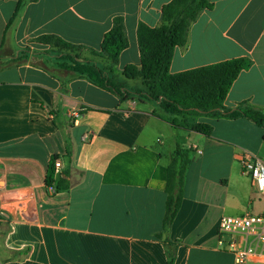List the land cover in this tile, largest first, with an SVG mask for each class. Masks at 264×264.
Listing matches in <instances>:
<instances>
[{
	"label": "crops",
	"instance_id": "1",
	"mask_svg": "<svg viewBox=\"0 0 264 264\" xmlns=\"http://www.w3.org/2000/svg\"><path fill=\"white\" fill-rule=\"evenodd\" d=\"M171 1L37 0L7 30L17 0H0V48L7 56L17 47L46 50L31 41L55 35L100 51L114 19L122 18L129 45L116 66L121 73L141 64L138 26H161ZM212 2L186 46L175 49L170 72L248 58L251 67L224 105L247 102L264 111V0ZM49 61V70L29 62L0 69V264H168L164 241L176 245L174 264H235L219 244V223L264 215V195L255 193L237 158L247 151L264 161V128L247 118L201 114L184 119L211 125L210 136L174 129L152 114L156 103L121 102ZM178 144L191 150L192 162L181 209L165 232L167 167ZM54 156L67 190L46 184Z\"/></svg>",
	"mask_w": 264,
	"mask_h": 264
},
{
	"label": "trees",
	"instance_id": "2",
	"mask_svg": "<svg viewBox=\"0 0 264 264\" xmlns=\"http://www.w3.org/2000/svg\"><path fill=\"white\" fill-rule=\"evenodd\" d=\"M37 0H17L16 9L8 26L18 19L22 10ZM212 0H172L162 8V25L150 27L144 23L138 26L137 38L140 51V66L128 65L118 73L116 66L121 53L129 43L122 18H115L113 28L102 43L100 51L88 50L91 55L106 61L100 66L96 61L82 59L79 51L84 47L73 45L55 35H43L31 41L48 47L46 50L33 49L30 46L19 48L16 53L7 56L3 46L0 48V69L25 64L27 62L49 70V58L55 66L67 73L86 78L95 86L104 89L119 98L121 102L138 98L157 104L152 114L170 123L174 129L184 128L205 136H210L213 127L201 122H188L186 115H209L215 118H247L264 128V111L241 103L234 109L225 107L228 93L240 73L251 67L248 58H238L224 62L172 74L171 63L175 49L188 43L192 24L205 10H211ZM86 50V49H85ZM129 81H140L137 87H130ZM181 117V119H180ZM54 156L48 166L46 184L56 186L58 190L69 188L67 174L56 176ZM192 162L191 150L178 144L171 162L167 167V203L163 230L167 232L179 213L185 196V178ZM162 239V235H158ZM168 264H174L176 245L164 241Z\"/></svg>",
	"mask_w": 264,
	"mask_h": 264
},
{
	"label": "built area",
	"instance_id": "3",
	"mask_svg": "<svg viewBox=\"0 0 264 264\" xmlns=\"http://www.w3.org/2000/svg\"><path fill=\"white\" fill-rule=\"evenodd\" d=\"M243 173L255 183V193L264 195V161L242 151L237 154ZM56 169L61 162H55ZM55 192V186H49ZM219 244L235 256V264H248L253 257L264 259V215L245 214L243 216H224L219 223ZM231 237V240H226ZM240 239L246 243L239 245Z\"/></svg>",
	"mask_w": 264,
	"mask_h": 264
},
{
	"label": "rangeland",
	"instance_id": "4",
	"mask_svg": "<svg viewBox=\"0 0 264 264\" xmlns=\"http://www.w3.org/2000/svg\"><path fill=\"white\" fill-rule=\"evenodd\" d=\"M19 49V47H17V49H16V51ZM79 55L81 56V58L82 59H87V57H93V58H96V57H94L93 55H91L89 52H87V51H85V50H80L79 51ZM105 65V64H104ZM103 65V66H104ZM117 71V70H116ZM138 83L137 85H136V87L137 86H139L140 84H141V82L140 81H129V83ZM140 83V84H139ZM201 119V118H200Z\"/></svg>",
	"mask_w": 264,
	"mask_h": 264
}]
</instances>
